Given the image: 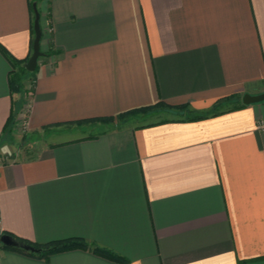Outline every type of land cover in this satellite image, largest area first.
I'll use <instances>...</instances> for the list:
<instances>
[{"label":"crops","instance_id":"0c3cea01","mask_svg":"<svg viewBox=\"0 0 264 264\" xmlns=\"http://www.w3.org/2000/svg\"><path fill=\"white\" fill-rule=\"evenodd\" d=\"M31 1L0 0V45L19 59L31 54ZM35 1L40 50L53 53L28 104L0 52V141L13 101L12 133L37 138L34 155L0 163V234L82 238L127 262L0 242V264H264V101L190 121L164 109L167 121L142 127L74 123L158 101L208 113L264 92V0Z\"/></svg>","mask_w":264,"mask_h":264},{"label":"trees","instance_id":"16d2710c","mask_svg":"<svg viewBox=\"0 0 264 264\" xmlns=\"http://www.w3.org/2000/svg\"><path fill=\"white\" fill-rule=\"evenodd\" d=\"M35 2H37V1L32 0L29 3L32 20L34 18L33 5L36 4ZM31 31L33 34L34 32L32 29V24H31ZM32 40L33 39H31V44H30V50L31 51H32ZM0 52L7 59V61L9 62V65H10V71L8 73V83H9L10 93L13 94V93H24V92H26L23 80L27 79V78L29 79V81L32 82L31 87L33 88L34 81L36 78L37 66H36L34 71H32V72L27 71L23 65L24 62L27 60V58H24V59L16 58V57L12 56L9 52H7L1 45H0ZM51 53H53V52L49 51L43 55H50ZM244 105L245 104L242 103L240 95H231V96L224 97L221 100H219L212 107L211 111L208 113H193L186 105L170 106V105L164 103L163 101H158L157 103H155L153 105L129 109V110L121 112L115 116L93 117V118L78 120V121H75L74 123L77 125H80L83 123L100 124L101 126L104 127L103 129L112 128L114 126L118 127L120 125H124L128 122H136L140 119H145V120L150 119L154 116L162 114V111L164 109H169L171 112L177 111V112H179V115L182 117L184 114L183 112H186V111L188 113L191 112L190 115L185 116L183 118V120H189L190 121V120H198L201 118H205L207 116H212V115H216V114L223 113L226 111L238 109V108L243 107ZM17 114H18V109L16 108V102L13 101L11 104L10 113H9V115L5 121V124L2 128V130H1V139L4 138L5 135H12V130H13V127L15 124ZM167 120L168 119L163 118V119H160L157 121H149V122H146L144 124H139L138 126H140V127L149 126V125H153L156 123L165 122ZM44 128H46V127H44ZM96 133H98V132L97 131L93 132L90 135H96ZM2 233L9 234V235L13 236L14 238L21 240L27 244H30L34 247L42 248L41 252L31 253L28 251H24L22 249L8 247V246L1 244V248L15 250V251H18V252H21V253H24V254L30 255V256H35V257L46 259L51 254H55V253L62 252V251H67V250H71V249H91L95 254L103 256L107 259H110V260H113V261H116L119 263L127 262L126 258L118 255L117 253H115V252H113L107 248L95 245L93 243H88L87 241H85L82 238H67V239L55 240V241H50L47 243L39 244V243H34V242L26 240V239H22V238L14 235L10 232H7V231H2Z\"/></svg>","mask_w":264,"mask_h":264},{"label":"water","instance_id":"95a60500","mask_svg":"<svg viewBox=\"0 0 264 264\" xmlns=\"http://www.w3.org/2000/svg\"><path fill=\"white\" fill-rule=\"evenodd\" d=\"M33 12H34V18H33L32 26L34 33L32 40V51L29 57L27 58V60L23 64L25 69L30 72L35 70L39 58L43 55V52L40 50V39H41V28L39 24L40 14L35 4L33 5ZM241 101L245 105L264 101V92L258 94L244 93L241 97ZM0 242L5 246L22 249L24 251H28L31 253H38L42 251V248L34 247L6 233L0 234Z\"/></svg>","mask_w":264,"mask_h":264},{"label":"rangeland","instance_id":"374dc122","mask_svg":"<svg viewBox=\"0 0 264 264\" xmlns=\"http://www.w3.org/2000/svg\"><path fill=\"white\" fill-rule=\"evenodd\" d=\"M24 80H23V82H24ZM31 85H32L31 81L29 83H26V85L24 83L26 92L20 93L21 95L26 96V97L25 96L23 97L24 102L26 104H28V100H27L28 95H26V93L28 90H31V88H32ZM16 108L17 109L20 108V102L19 101L16 103ZM166 117H171V115L162 112V114L154 116V117L147 119V120L140 119V120L134 122V124H144V123L149 122V121H157V120H160V119H163ZM81 132H77V133H75V135L76 134L78 135ZM87 132H89V133L96 132V129L92 128L90 131H87ZM82 133H84V132H82ZM23 134H25V132L22 130V127H19L18 131H16V133H12V135H5V137L1 139V141H0V162L3 160V158L7 159V158H11V156H14V158H17V157H19L21 155H25V154L34 155V153H35L34 150H36L35 142H36L37 138L35 139V136H30V135L27 136L26 134L25 135H23ZM71 136H74V135H71ZM45 140L49 141L51 139L46 138Z\"/></svg>","mask_w":264,"mask_h":264},{"label":"built area","instance_id":"2783aa9c","mask_svg":"<svg viewBox=\"0 0 264 264\" xmlns=\"http://www.w3.org/2000/svg\"><path fill=\"white\" fill-rule=\"evenodd\" d=\"M259 127H260L261 129H264V120L260 121V123H259ZM0 163H1V162H0Z\"/></svg>","mask_w":264,"mask_h":264}]
</instances>
